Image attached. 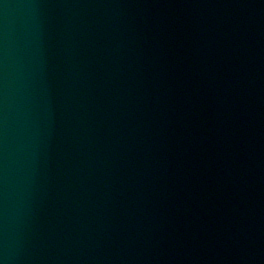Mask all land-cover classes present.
I'll list each match as a JSON object with an SVG mask.
<instances>
[{"label": "water", "instance_id": "obj_1", "mask_svg": "<svg viewBox=\"0 0 264 264\" xmlns=\"http://www.w3.org/2000/svg\"><path fill=\"white\" fill-rule=\"evenodd\" d=\"M0 264H264V0H0Z\"/></svg>", "mask_w": 264, "mask_h": 264}]
</instances>
